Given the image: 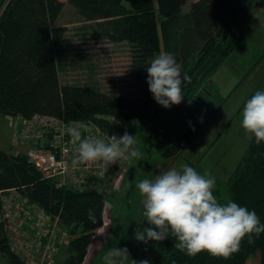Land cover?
I'll return each mask as SVG.
<instances>
[{
    "label": "trees",
    "instance_id": "trees-1",
    "mask_svg": "<svg viewBox=\"0 0 264 264\" xmlns=\"http://www.w3.org/2000/svg\"><path fill=\"white\" fill-rule=\"evenodd\" d=\"M86 18L98 22L111 40L128 41L130 73L136 81L138 96H113L90 85L62 84L57 47L66 27L57 24L63 0H0V114L29 119L36 114L62 117L68 121L93 120L116 135L139 130L136 121L152 117L157 102L149 91L146 67L161 52L162 40L157 13L166 21L179 16L187 0H70ZM250 0H194L189 10L190 26L176 40L172 54L181 64L182 75L190 82L181 85L183 94L214 74L242 42ZM204 55L190 66L188 57L199 44ZM167 156L173 154L167 149ZM218 182L217 184H220ZM229 199L220 188L213 191L217 200H229L255 211L264 224V141L253 136L235 170L225 182ZM15 194L27 203L43 208L58 218L76 235L68 245L69 256L63 264H82L95 231L104 222L105 194L97 189H75L47 177L24 153L0 148V213L5 196ZM28 204V205H29ZM25 209L27 205L24 203ZM91 209L95 222L88 219ZM7 220H0V253L10 264H28L9 244ZM154 227V226H153ZM82 232L78 235L77 229ZM168 237L152 241L142 259L150 264H246L251 252L264 264V233L254 243L247 237L230 258L211 256L203 251L189 256L175 247Z\"/></svg>",
    "mask_w": 264,
    "mask_h": 264
},
{
    "label": "rangeland",
    "instance_id": "rangeland-1",
    "mask_svg": "<svg viewBox=\"0 0 264 264\" xmlns=\"http://www.w3.org/2000/svg\"><path fill=\"white\" fill-rule=\"evenodd\" d=\"M63 1L64 8L57 19V24L66 27L57 47L61 83L90 85L113 96L137 97L136 81L129 69V42L111 40L97 21L82 15L70 0ZM193 1L187 0L182 13L169 21L157 13L162 48L156 56L173 48L188 29ZM249 5L246 35L224 64L195 90L183 94L179 105L165 108L157 103L152 117L136 121L139 130L133 135L142 159H121L118 172L105 182H98L97 190L106 198L104 222L95 231L82 264H104L102 257L113 247H127L129 258L125 264H132L152 244L136 240L134 235L148 226L142 215L143 198L136 187L143 179L154 180L171 168L180 170L181 165L187 164L202 175L214 177L213 191L220 188L222 197L229 199L225 182L252 139L241 126L242 109L256 91L264 90V0H250ZM201 45L188 57L190 66L197 65L203 55L208 56L200 54ZM18 122L19 118L0 114V147L5 151L17 144L14 139ZM13 149L17 151L15 146ZM167 149L174 153L167 156ZM56 181L62 184L68 178L58 177ZM25 204L32 212L30 204ZM24 211L11 220L12 228L7 230L9 244L32 264H63L70 254L69 242L76 236L71 227L49 215L47 223L53 235L41 244L28 243L25 236L33 233V217H27ZM20 221L23 223L18 225ZM81 232L78 228L77 234ZM258 263V256L252 251L246 264ZM0 264H10L1 253Z\"/></svg>",
    "mask_w": 264,
    "mask_h": 264
},
{
    "label": "clouds",
    "instance_id": "clouds-1",
    "mask_svg": "<svg viewBox=\"0 0 264 264\" xmlns=\"http://www.w3.org/2000/svg\"><path fill=\"white\" fill-rule=\"evenodd\" d=\"M146 71L149 91L159 105L170 108L182 102L181 85L191 78L182 75L181 64L172 54L154 57ZM241 117V126L249 139L254 136L257 144L264 141V90L247 99ZM66 131L75 146L71 159L74 168L92 163L108 168L121 159H142V153L135 147L136 138L127 131L111 135L108 140L89 135L84 125L68 127ZM214 186V177L202 175L187 164L181 165L180 170L171 168L154 180L140 181L136 187L143 198L142 215L148 226L135 232V239L147 244L171 236L178 241L175 247L189 256L206 251L224 259L239 251L245 237L249 244L254 243L264 233V224L256 212L231 200L220 203L213 195ZM88 219L95 222L91 209ZM128 258L127 247L110 248L102 257L104 264H125ZM132 264L137 261L132 260ZM138 264L150 261L142 259Z\"/></svg>",
    "mask_w": 264,
    "mask_h": 264
},
{
    "label": "built area",
    "instance_id": "built-area-1",
    "mask_svg": "<svg viewBox=\"0 0 264 264\" xmlns=\"http://www.w3.org/2000/svg\"><path fill=\"white\" fill-rule=\"evenodd\" d=\"M80 125H84L89 129V135H95L105 140L110 139L111 135H116L93 120L68 121L62 117L36 114L22 121L16 131L14 140L16 143L28 146L29 150L26 155L29 161L47 177L55 179L58 177L68 178V181H64L63 184L70 185L75 189H97L98 182H105L112 177L114 172H118L120 161L108 168L102 167L99 163L72 167L71 159L75 146L72 144L71 136L66 129ZM3 200L2 219L7 220V228L9 230V228H12L11 220L25 209L23 205L27 203V199L20 200L17 195L11 193L5 196ZM31 207L33 208L32 212L25 209L23 214L33 217L31 222L33 233H29L25 237L28 243L41 244L43 240L53 235V230L47 223L50 217L38 205H32ZM56 219L58 220V218ZM22 223L23 221H20L18 225ZM12 248L20 254L13 246ZM27 262L32 264L29 260Z\"/></svg>",
    "mask_w": 264,
    "mask_h": 264
},
{
    "label": "crops",
    "instance_id": "crops-1",
    "mask_svg": "<svg viewBox=\"0 0 264 264\" xmlns=\"http://www.w3.org/2000/svg\"><path fill=\"white\" fill-rule=\"evenodd\" d=\"M9 117H11L12 119H17V118H19V122H18V124H17V126H18V128H19V125L22 123V121L24 120V118L23 117H21V116H9ZM15 125V124H14ZM17 131V130H16ZM14 143V142H13ZM12 147H11V149L10 150H8V152H11V153H15V154H17V153H24V154H26V152L29 150V148H28V146H26V145H23V144H21V143H17L16 145L14 144V146L16 147V150L17 151H15V149H13L14 148V146L13 145H11ZM1 149H2V147H0ZM19 199L20 200H24L25 198H23V197H19Z\"/></svg>",
    "mask_w": 264,
    "mask_h": 264
}]
</instances>
